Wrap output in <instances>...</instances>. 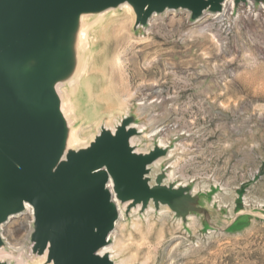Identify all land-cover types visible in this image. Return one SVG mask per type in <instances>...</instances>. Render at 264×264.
I'll return each instance as SVG.
<instances>
[{
	"label": "rangeland",
	"instance_id": "1",
	"mask_svg": "<svg viewBox=\"0 0 264 264\" xmlns=\"http://www.w3.org/2000/svg\"><path fill=\"white\" fill-rule=\"evenodd\" d=\"M133 21L119 9L90 33L92 73L70 97L77 124L96 121L91 136L110 112L118 121L125 106L132 113L154 102L142 123L148 131L170 126V141L180 145L177 182L195 180L199 192L216 189L220 198L213 225L199 218L196 230L174 214L123 219L116 250L129 264H264V9L197 24L183 11L169 13L140 33ZM25 217L4 227L6 241L21 243Z\"/></svg>",
	"mask_w": 264,
	"mask_h": 264
},
{
	"label": "water",
	"instance_id": "2",
	"mask_svg": "<svg viewBox=\"0 0 264 264\" xmlns=\"http://www.w3.org/2000/svg\"><path fill=\"white\" fill-rule=\"evenodd\" d=\"M228 0H0V249L12 217L33 209L31 254L45 264H115L102 250L126 206L125 219L140 207H168L187 225L196 216L213 225L216 189L194 193L193 184L168 182V162L154 165L174 148L157 141L149 151L133 144L142 136V112L104 124L83 148L70 145L72 128L58 87L81 64L84 18L128 4L134 33L156 16L189 13L192 23L224 11ZM234 13L264 0H233ZM88 19V21H89ZM86 21V23H88ZM0 264H8L0 262Z\"/></svg>",
	"mask_w": 264,
	"mask_h": 264
},
{
	"label": "bare ground",
	"instance_id": "3",
	"mask_svg": "<svg viewBox=\"0 0 264 264\" xmlns=\"http://www.w3.org/2000/svg\"><path fill=\"white\" fill-rule=\"evenodd\" d=\"M121 9L126 10L127 12L134 15V21H133V24H134L135 14H134L133 9L128 4L123 5L121 7ZM263 9H264V7H263ZM113 12H115V10H110V11L104 12V13L92 18V22L90 24L86 23V21H88L90 16L84 18L85 25L82 27V30L80 33V38H79V48H80L81 53H82L81 64H80L74 78L68 84H65V85L62 84L58 87L59 94H60L62 101H63L62 109L64 111L66 118L69 121L71 128H72L71 137H70V145L72 147H75V148L87 147L94 140V138L98 132L95 133L94 135H91V136L88 135V133L93 128V125L96 121H94L93 123H91V121H90V123L86 122L83 125L77 124V121L74 117V111L72 108V103L70 102V97L78 89H80L82 85H84L86 82H88L89 77H90V72H91L92 67H91L90 61L87 58V56L85 57L86 52H87L88 47H89L88 43H89V39H90V33L92 31H94L95 28L102 26V24L107 20V16ZM172 13H179V12H172ZM240 13H243V10L239 11V14ZM247 13L253 14V8H251V10H248ZM233 14H234V1L228 0L224 6V11L222 13H219L216 15H207V16H211L215 19L225 20V19H228ZM184 16L186 18L188 17V20H189V13L184 12ZM152 21H151V23H152ZM151 23H150V25H151ZM197 23H199V22H197ZM104 27L106 28V26H104ZM102 31H101V33H102ZM203 31H206V30H203ZM95 41H96V38H95ZM120 54H117L113 60V62H114L113 66L117 70H119L117 66L122 65V57L120 56ZM95 72H97V71H95ZM97 86H100V85H97ZM103 88H104V86H103ZM102 91L104 92L103 89H102ZM105 92H107V91H105ZM118 98H119V96H118ZM122 99H124V97H122ZM153 103L154 102H152L150 104L138 103L137 106L139 107L138 108L139 111L142 112V114H144L147 111L148 107L151 106ZM122 106H123V103L121 102L120 109ZM124 108L126 110L125 116H128L131 113V109L128 107V105L125 106ZM99 121H100V124L98 127H101V125L104 124L106 127L112 128V129H114L115 125L119 122V121L115 120V118L111 112L109 113L106 120H104L102 118ZM137 127L142 132V136L135 137L133 139V144L138 147V151H149L154 146L155 141H157L163 147H167L171 143L170 138H169V132H168V127L170 128V126H157L155 129H153L151 131H148V125L146 123L138 124ZM182 150H184V149H182ZM179 151H180V145L176 144V146L170 151V154L166 159H161L154 165L155 173L158 172L161 165L165 161H170L168 164L169 166L167 168L168 169V180H167L168 182H176L178 185H184V186L194 184L195 180H192V179L185 180L182 177H181L183 179L182 182H177L178 181L177 180L178 179L177 174L179 172L178 171L176 172V170H177L176 166H177L178 162L180 161V159H177V160H174V159L177 157V152H179ZM208 189H210V188L208 187ZM193 191H194V193H198L200 191V187L198 184L194 186ZM202 191L206 192L208 190H202ZM219 198H220L219 195L215 196L214 203H218ZM26 207L27 208H26V211L24 214L12 217L10 219V221L5 226H7L16 217L26 216L25 219L30 220L29 224H27V225L24 224L23 220L20 221V224L27 231V234L23 237V240H22V241H27V244L23 243L21 241V243L18 244L19 245L18 246L17 244L12 243L11 241H6V239L4 237V228H3V238L5 241L6 247L3 249H0V262H6L8 264H45V257L40 258L38 256H33L31 254V244L29 243V240H30V236H31L32 231H33L34 214H33V209L29 204H27ZM120 209H121V218L117 222L116 229L118 228L120 222L123 219H125L126 206H123V207L120 206ZM139 211H140V207H138L137 209H134L131 213V217L132 218L135 216L140 217V218L141 217H148L151 214H159V216H167V217L173 216V212L168 207H162L161 210L159 212H157L155 210L154 206L151 205L150 208L147 210V212L143 216L139 215ZM230 215L231 216L233 215V208L231 209ZM177 222H178V224H180V226H182L183 221L181 219H178ZM188 227L192 230H194L195 228L199 229L202 227V224H201L199 218H197L196 216H190L188 219ZM116 229L111 235V241H112L111 245L105 247L102 250V253H109L112 260L115 261V264H129L130 259L122 257V252L116 250V246H115L114 241H113Z\"/></svg>",
	"mask_w": 264,
	"mask_h": 264
},
{
	"label": "built area",
	"instance_id": "4",
	"mask_svg": "<svg viewBox=\"0 0 264 264\" xmlns=\"http://www.w3.org/2000/svg\"><path fill=\"white\" fill-rule=\"evenodd\" d=\"M251 8H253V11L255 10V7H254L253 3H250V5L248 7H243L241 10L248 11V10H251Z\"/></svg>",
	"mask_w": 264,
	"mask_h": 264
}]
</instances>
